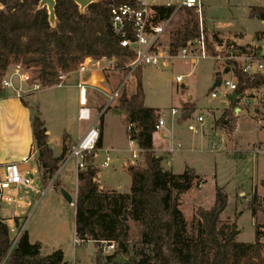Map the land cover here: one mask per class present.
Instances as JSON below:
<instances>
[{"label":"trees","instance_id":"trees-1","mask_svg":"<svg viewBox=\"0 0 264 264\" xmlns=\"http://www.w3.org/2000/svg\"><path fill=\"white\" fill-rule=\"evenodd\" d=\"M41 1L0 0L3 6L0 10V99L5 98L2 82L12 66H21L30 75V85L38 83L46 90L59 85L62 74L76 72L88 59L114 60L116 69H122L135 60L134 49L123 47L121 37L112 28L111 2L92 4L82 13L74 2L57 0V20L53 27L47 9H39ZM261 1L262 6L249 9L251 19L264 21V0ZM115 2L125 3L126 0ZM174 11L173 7H159L157 22L169 20ZM181 14L183 25L175 28L171 36L170 55L173 57L189 42L201 37L198 14L189 9L181 10ZM203 33L207 37V48L214 51L208 30H203ZM263 35L264 32L257 33L256 39ZM215 41L222 44L217 36ZM229 64L233 66L231 72L237 80L235 92L238 99L235 103L231 100L230 108L224 111L216 126L235 133L238 125L235 111L240 98L245 97L246 92L264 88V74L248 75L238 62L231 60ZM136 77L138 91L135 101L128 99V93L124 91L116 109L123 113L129 140L137 145L143 164L128 167L132 177L130 194H118L112 198L111 212L94 220L98 212L86 214L85 205L99 195V170L93 165L95 153L87 157L86 169L79 172L76 236L85 241L117 242V250L109 256H103L100 244L95 243L100 249L96 254V264H264V225H255L254 243L238 242L240 230L237 222L221 221L228 205V196L223 188H216L211 209H198L196 233L189 234V225L181 210L182 198L193 189L200 188L206 180L188 166L181 174L164 170L163 158L157 155L154 143L159 113L145 106L141 72H137ZM23 104L27 105L24 101ZM98 127L100 139L97 148L101 149L103 115ZM47 132L44 121L38 115L34 116L32 134L43 182L55 179L54 186L60 188L62 185L57 175L69 148L64 139L61 155L54 157ZM247 210L255 220L259 214H264V199L257 192H254ZM125 213L133 227L129 220H123ZM18 223V218H15L16 226ZM97 224L100 230L96 228ZM42 251V244L31 243L27 231L14 246L8 220L0 218V264H69L61 249L45 256ZM119 256L125 260H117Z\"/></svg>","mask_w":264,"mask_h":264},{"label":"rangeland","instance_id":"rangeland-1","mask_svg":"<svg viewBox=\"0 0 264 264\" xmlns=\"http://www.w3.org/2000/svg\"><path fill=\"white\" fill-rule=\"evenodd\" d=\"M156 1L163 3L171 0ZM202 3L203 18L198 15L199 23L203 30H208L209 42L213 43L214 51L207 48V37L204 34L207 58L194 62L191 55L187 58L181 57L179 52L176 57L170 55L172 31L184 22L183 15L179 11L172 17L159 41L160 49L168 56L163 60L167 62V67L143 65L135 71V75L141 72L145 106L156 110L159 118L165 121L161 132L166 135L172 133L175 138L165 147L170 148L171 144L176 145L180 141L193 140L200 155L206 159V164L198 166L202 175H205L206 183L182 198L181 210L189 225V234L196 233L198 209H211L215 203L216 188L220 187L228 196V205L221 215V221L225 223L236 221L240 230L238 242L254 243L255 225H264V214H259L258 219L255 220L247 210V206L254 192L264 199V136L257 132L258 120L264 119V88L246 92L245 97L240 98L237 109H240L242 113L240 111L235 113L242 116L239 117L235 133L217 127L216 122L231 105L225 83L233 81L237 84L231 72L233 66L229 62L233 60L243 66L248 57L260 60L264 54V35L261 39H256L254 46L248 45L255 41L257 33L264 31L261 21L249 17V9L259 6L260 2L258 0H202ZM215 36L221 40V45L216 43ZM233 39L238 42L241 40L242 45H238ZM215 53H217L216 56ZM112 61L113 63L106 61L101 67L102 71L107 81L115 79L120 83L122 76L128 71L129 64L122 69H116L115 61ZM227 69L229 73L224 75ZM13 70L14 66L10 67L3 80ZM178 77L182 78V82L176 81ZM135 78L138 84L137 77ZM219 78L222 84L214 88ZM92 85L97 86V83ZM91 92L93 96L89 97V107L94 110L95 117L99 115L96 119L98 126L100 117L104 116L106 137L113 147L109 154L111 163L108 168L101 166L107 156L104 152L99 150L94 157L93 165L99 170L97 178L100 186L99 195L85 205V213L90 215L92 211L98 212V215H94V220H97L100 215L111 212L112 198L118 194L130 193L132 177L128 167L142 165L143 161L139 155L137 159L132 157L133 151L138 154L140 151L128 138L122 111L114 110L117 103L108 107L103 94L93 89ZM213 93H216V98L212 97ZM79 94V89L65 87L46 89L23 96V99L30 103L33 115L36 111L40 112V117L46 123L50 133V147L56 156L62 153L64 139L67 141L68 138L66 133L75 137L77 129L87 124L77 121ZM5 98L3 108L6 106L8 108L0 117V151L4 149V142H6V150L10 151L19 147L26 139L19 128L21 121L17 107L19 99L11 89L5 90ZM173 109L177 111L176 116L172 115ZM201 116L205 121L203 129H200L196 121ZM190 125L197 127L200 130L199 134L191 133L188 129ZM161 132L156 136L159 137ZM158 150H161V147L158 146ZM161 154L164 153L157 152V155ZM77 164L76 158L69 159V157L61 164L59 180L62 187L57 188L53 182L55 179L48 180L47 183L43 182L41 168L36 170L37 155L33 154L29 162V167L32 168L29 175L40 192L29 190L28 194L20 195V198L30 205L22 210L23 223H20L18 219L19 226L11 225V237L15 238L20 228L22 230V227H25L30 235V241L42 244L44 256L61 249L64 252L65 261L69 264H96V254L100 249L95 243L75 244L77 197L74 205H70L62 194V189H65L73 199L75 198L77 184L80 185V171ZM164 166L166 169L169 167L167 164ZM176 169L174 166V171ZM242 193L243 195L240 196ZM5 196L13 198L11 191L6 192ZM0 209L2 216L13 215L14 206L5 201H0ZM129 225L133 227L131 220ZM96 228L100 230L99 224ZM103 256L109 255L103 253ZM117 260L123 261L125 258L119 256Z\"/></svg>","mask_w":264,"mask_h":264},{"label":"built area","instance_id":"built-area-1","mask_svg":"<svg viewBox=\"0 0 264 264\" xmlns=\"http://www.w3.org/2000/svg\"><path fill=\"white\" fill-rule=\"evenodd\" d=\"M99 2H111V24L114 32L122 39L121 45L123 47H130L134 49L136 53L135 60L129 64L127 73L124 74L121 83L117 89L106 94L108 107L115 105L121 98L122 93L126 91L128 93V99L135 101V96L138 91V84L136 83L135 71L143 66H166L164 63L165 57L168 58L166 53L160 49L159 41L164 34L167 26L172 20V17L181 10H194L200 18H203V3L202 0H171L169 2H157L156 0H126L125 3H116V0H93ZM159 7H173L175 9L172 17L164 22L158 23V8ZM203 26V24H202ZM130 35L132 37H130ZM179 55L183 58H187L190 55L194 58V62L199 59L207 58V50L205 44V38L203 28L201 27V37L195 41L189 42L184 48L179 50ZM264 55V54H263ZM89 70L88 60L82 64L78 70L79 74H83ZM243 72L248 75L264 74V59L256 60L252 57H248L247 62L243 65ZM30 75L21 66H14V70L11 74L7 75V78L3 80V89H11L15 92L17 98H23L24 95L32 92L42 91L40 84H29ZM177 82H182V78L178 77ZM66 82V75L60 76V83L56 87L63 88ZM225 86L228 88L229 95L233 94L237 89V84L233 81L226 82ZM80 90V98L82 108L79 112V118L81 120H90V112L87 107V92L86 86L83 84L78 85ZM84 97L86 102H83ZM213 98H216V93L212 94ZM244 98V97H243ZM172 115L176 116L177 111L172 110ZM200 126V129L205 128V121L203 117H198L196 120ZM259 126H264V119L258 120ZM165 126V121L159 118L156 125V133L162 131ZM189 131L195 135L199 134L200 130L193 126H189ZM131 131L132 128L130 127ZM160 137L164 138L162 132ZM100 139V130L98 125H94L90 128L83 138L72 146L68 157L76 158L78 161L77 168L79 171L86 169L87 157L92 153H97V148ZM135 142L131 141V144ZM179 147H181L179 145ZM138 153L133 151V158H138ZM25 160L24 162H27ZM111 163V157L107 154L105 161L102 163V167L108 168ZM24 188L26 190L33 189L34 181L29 178L27 174L21 169L18 163H9L4 166V175L0 178V201H5L8 204L17 203L16 197L11 198L5 196L6 192H10L15 188ZM23 230H19L14 239V246L19 241ZM99 243L102 252L105 255L114 253L118 244L114 241H93L82 240L76 237V245H84L86 243Z\"/></svg>","mask_w":264,"mask_h":264},{"label":"crops","instance_id":"crops-1","mask_svg":"<svg viewBox=\"0 0 264 264\" xmlns=\"http://www.w3.org/2000/svg\"><path fill=\"white\" fill-rule=\"evenodd\" d=\"M258 1L260 2L259 6H262L263 2L261 0H258ZM261 22L264 25V21H261ZM262 32H264V31H262ZM233 41L235 43H237L238 45H242L241 40H239L240 42H238L237 40L233 39ZM255 42H257L256 38H255V41L253 43L248 44V45L254 46ZM106 61H109V63H113L112 60L93 61V60L88 59L89 70L87 72H85L83 74H79L78 72L70 73L66 76V82H65V85L63 88L73 87V88L79 89V87H78L79 84H83L86 86L87 107L89 109L91 119L90 120H81L79 118V112L82 108L81 98H80V94H79L80 100H79V112L77 115V121L79 123H87V124L84 125L83 128L79 127L77 129L75 137L73 135H71L70 133H66V136H68L67 141H66L67 142L66 145L68 146L69 150L67 152L65 160L68 158V154H69L72 146L75 145L77 142H79L90 128H92L94 125H98V123H97L98 120H96V119H98L99 115L97 117H95V114L93 113L94 110L89 107V97L91 95L93 96V93L91 92V90L93 89L94 91H98L101 94H103L104 97H106V94H110V93L114 92L117 89L118 85L121 83V82L119 83V81H117L115 79L113 81L112 80L107 81L108 79H106V76H105L104 72L102 71L103 69L101 68ZM164 63L166 64V66H164V67H167V65H168L167 62H164ZM95 82L97 83V86L92 85ZM53 88H58V87H53ZM53 88H50V89H53ZM79 93H80V90H79ZM231 95H229V96H231ZM5 99L6 98L0 99V117L2 116L3 111H5L8 108L7 106L5 108H3V102L5 101ZM18 99L19 100H17L18 101L17 107H18V111H19L20 117H21L19 128H20L21 133H23L25 135L26 139H25V142H23L21 145H19V147L15 148V149H11L10 151L6 150V148H5L6 142H4V145H3L4 149H2V151H0V178H2L4 175V166L9 164V163H13V162L18 163L20 165L21 169L27 174V176L29 178H31L29 173L31 172L32 168L29 167V162H30L33 154L37 155V169L36 170L38 171L40 169V164L38 161V151H37L36 147L34 146V140H33V134H32L33 117L36 115H38L40 117V112L36 111L37 114L33 115L31 113L30 103L28 101H25L23 98H18ZM23 101L27 104L26 106L23 104ZM83 102H86V98H85V100L83 99ZM106 103H107V97H106ZM114 110L117 112H121L118 109H116V105L114 107ZM239 111H240V109H238V111L236 109V113H238ZM240 112L242 113V111H240ZM191 115L193 116V113H191ZM236 116L238 117V121H239V117H241L242 114L236 115ZM45 126H46V123H45ZM258 127H259V128H257L258 134H261L264 136V126H258ZM248 128H249V122H248ZM260 128H263V129L260 130ZM127 132H128V129H127ZM48 135L50 136L49 132H48ZM156 135L157 134L154 135V143H155L156 153L161 152V153L166 154V156H164V154L158 155L159 157L163 158L164 170L171 171L175 174H180L188 166L190 168L195 169L197 174L204 178L205 175H202V173L198 169V166H202V165L206 164V159L200 155L199 150L196 146V143L193 140L188 141V142L180 141V142L176 143V145L171 144L170 145L171 147L169 148V147H165V146H168V144L171 143V140L175 139L173 137V134L171 133L170 135H166V134L162 133L164 138L163 137L161 138L160 135H159V137H157ZM259 137H261V136H259ZM157 138H159L158 141H157ZM48 143L50 145V139L48 140ZM63 145H64V143H63ZM179 145L181 147H179ZM158 146L161 147V150H158ZM112 149H113V147L110 145V143L108 142V138L106 137V123L104 122L103 142H102V147L99 150L104 152L106 155L107 154L109 155ZM62 150H63V146H62ZM257 152L260 153V151H257ZM59 156H56L54 153V157H59ZM132 157H133V155H132ZM25 160H28V161L24 162ZM166 164L169 166V167H167V169L164 166ZM174 166H176V168H177L176 171H174ZM179 166H181V167H179ZM179 168H181V169H179ZM59 175H60V172L58 173L57 176L59 177ZM77 182H78V180H77ZM30 190L32 192H36V193L40 192L37 189V187H35V181H34L33 189H30ZM78 191H79V184H77L76 196L73 200H76V197L78 196ZM11 192L13 194V198L16 197V199L18 201L15 204H11L12 206H14L13 215H9V214H6L4 216L0 215L1 218L8 220V224H9L10 228H11V225L15 226V223H14L15 218H18L20 223H23L22 210L27 209L30 205V204H27L24 200H22V198H20V195L22 193L28 194L29 190L18 187V188L13 189ZM129 194H127V195H129ZM242 195H243V193L240 194V196H242ZM0 211H1V209H0ZM24 229H25V227H22L23 231H24ZM20 230H21V228H20ZM15 231H16V228H15L14 232ZM25 231H27V230L25 229ZM29 238H30V235H29ZM12 239H15V238H12ZM34 243H36V242H34Z\"/></svg>","mask_w":264,"mask_h":264},{"label":"water","instance_id":"water-1","mask_svg":"<svg viewBox=\"0 0 264 264\" xmlns=\"http://www.w3.org/2000/svg\"><path fill=\"white\" fill-rule=\"evenodd\" d=\"M72 2H74L75 4H77L80 8V11L83 13L90 5L97 3L96 1L93 0H70ZM56 4H57V0H42L40 2L39 5V9H47L48 13H49V22L50 24L54 27L56 25ZM3 9L2 4L0 3V10ZM229 73V69L225 70L224 75H227ZM222 82L221 81H217L214 88H217L219 86H221ZM238 99V93L234 92L231 96H230V100H232L234 103L237 101ZM238 111V109H237ZM34 114H37L36 112ZM48 134V132H47ZM62 194H63V198L70 204V205H74V200L73 197L71 196V194L69 192H67L65 189H62ZM124 221H128L129 218L127 216V214L125 213V216L123 218Z\"/></svg>","mask_w":264,"mask_h":264},{"label":"bare ground","instance_id":"bare-ground-1","mask_svg":"<svg viewBox=\"0 0 264 264\" xmlns=\"http://www.w3.org/2000/svg\"><path fill=\"white\" fill-rule=\"evenodd\" d=\"M84 100H85V97H84Z\"/></svg>","mask_w":264,"mask_h":264}]
</instances>
